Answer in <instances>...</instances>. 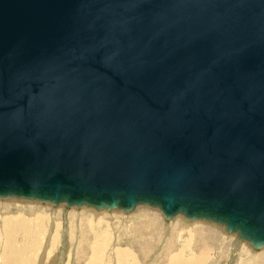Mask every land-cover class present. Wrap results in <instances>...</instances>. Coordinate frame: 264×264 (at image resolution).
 <instances>
[{
    "label": "water",
    "instance_id": "95a60500",
    "mask_svg": "<svg viewBox=\"0 0 264 264\" xmlns=\"http://www.w3.org/2000/svg\"><path fill=\"white\" fill-rule=\"evenodd\" d=\"M0 199L264 248V0H0Z\"/></svg>",
    "mask_w": 264,
    "mask_h": 264
},
{
    "label": "rangeland",
    "instance_id": "374dc122",
    "mask_svg": "<svg viewBox=\"0 0 264 264\" xmlns=\"http://www.w3.org/2000/svg\"><path fill=\"white\" fill-rule=\"evenodd\" d=\"M109 212L0 199V264H253L251 258L256 256H248V251L264 253V249L252 251L248 242L241 244L244 251L234 250L239 240L235 234L221 246L227 231L214 223L203 222L207 226L203 232L194 228L189 243L178 238L185 224L183 216L167 222L161 211L143 206L130 213V218L121 210ZM112 238L116 240L111 243Z\"/></svg>",
    "mask_w": 264,
    "mask_h": 264
},
{
    "label": "bare ground",
    "instance_id": "6f19581e",
    "mask_svg": "<svg viewBox=\"0 0 264 264\" xmlns=\"http://www.w3.org/2000/svg\"><path fill=\"white\" fill-rule=\"evenodd\" d=\"M21 200H25V199H21ZM28 201H36V200H28ZM38 202H40V201H38ZM41 203H46V202H41ZM47 203H49V202H47ZM52 204V203H51ZM138 207H140V206H138ZM137 207V208H138ZM143 207H147V206H143ZM72 208H74V207H72ZM90 208V207H89ZM136 208V209H137ZM150 208H153V207H150ZM79 209H81V208H79ZM95 209V208H94ZM135 209V210H136ZM149 209V208H148ZM153 209H156V208H153ZM134 210V211H135ZM157 210H159V209H157ZM98 211V210H97ZM111 211H113V210H111ZM122 211V210H121ZM134 211H132V212H134ZM160 211V210H159ZM101 214H104V213H102L103 211H99ZM106 212H108V213H110L108 210L106 211ZM124 212V211H123ZM132 212H130V213H132ZM108 213H105V214H107L108 215ZM126 213V212H125ZM130 213H127V218H130ZM134 215V214H133ZM164 215V214H163ZM135 216V215H134ZM179 216H181V215H179ZM110 218H112V217H110ZM126 218V219H127ZM165 218V217H164ZM133 219V218H132ZM174 219V218H173ZM173 219H171L170 221H172ZM129 220V219H128ZM127 220V221H128ZM177 220H178V218H177ZM177 220H175V221H177ZM180 220V219H179ZM110 221H114V218H113V220H111L110 219ZM125 221V220H124ZM169 221V222H170ZM129 222V221H128ZM179 222H181L182 223V221H179ZM111 223V222H110ZM109 223V224H110ZM124 223V222H123ZM126 223V222H125ZM207 223V222H206ZM209 223H211V222H209ZM155 223H153V225H154ZM177 224H178V221H177ZM199 224H201V225H199ZM208 224V223H207ZM206 224V225H207ZM212 224V223H211ZM214 224H216V223H214ZM128 225V224H127ZM172 225V224H171ZM208 225H210V224H208ZM218 225V224H217ZM155 226V225H154ZM215 226V225H214ZM220 226V225H219ZM128 227V226H127ZM146 227H148V226H146ZM170 228V227H169ZM197 229L196 231L197 232H201L200 230H202V232H203V230H205L206 228H207V226H205V224L202 222V223H200L199 221L198 222H186L185 221V224H184V228L182 229L183 231L182 232H180V234L178 235V238L181 240V239H184L186 242H189L190 243V240L192 239V237H193V229ZM168 229V228H167ZM172 228H170V230H171ZM200 229V230H199ZM167 231V230H166ZM195 231V230H194ZM168 232V231H167ZM171 232V231H170ZM169 232V233H170ZM192 233V234H191ZM115 234V233H114ZM196 234H198V233H196ZM111 235V234H110ZM169 235V234H168ZM228 235V236H227ZM230 235H233V234H229L228 232L226 233V236H224V235H222L223 236V238L221 239V246H223L226 242H228V240L230 239L229 238V236ZM104 236V235H103ZM237 236V235H236ZM194 237H195V234H194ZM198 237V236H197ZM234 237V236H233ZM109 238V237H108ZM196 238V237H195ZM195 238H193V239H195ZM235 238V237H234ZM105 239V238H104ZM116 240V238H112V239H110V242H111V240L113 241V240ZM233 239V238H232ZM205 240V239H204ZM234 240V239H233ZM240 240V239H239ZM238 240V242H235L234 244V250H242V251H244L245 249H244V246L243 245H241V244H245V243H247L246 241H243V240H240L239 241ZM127 241H129V240H127ZM209 241V240H208ZM145 242V241H144ZM112 243V242H111ZM110 243V244H111ZM128 243H130V242H128ZM139 243V242H138ZM199 243H201V244H203V246H206L205 245V241H199ZM249 246H250V244L249 243H247ZM112 245V244H111ZM110 245V246H111ZM115 246V248H116V245H114ZM247 247V246H246ZM251 247V246H250ZM112 249H113V246L111 247ZM204 248V247H203ZM208 249V248H207ZM244 249V250H243ZM251 249V248H250ZM253 249L254 250H257V249H255L254 247H252V251H253ZM262 249H264V248H262ZM116 249H113V251H115ZM247 250H249V248H247ZM261 249H259V251H260ZM110 251V250H109ZM111 252H112V250H111ZM256 252V251H255ZM254 252V253H255ZM234 253L238 256V255H240L239 254V252L238 251H234ZM254 253H251V252H249L248 251V256H256V257H250L251 259H252V261H254V263L253 264H264V253H261V254H259V253H257V254H259V255H254ZM113 254H114V252H113ZM204 254V253H203ZM111 256V255H110ZM115 257H116V255H114ZM113 256V258H115ZM243 256V255H242ZM246 256V255H245ZM179 257V256H178ZM108 258H109V256H108ZM260 260V263H257V261H259ZM197 262H199V260L197 261ZM196 262V263H197ZM198 264V263H197Z\"/></svg>",
    "mask_w": 264,
    "mask_h": 264
}]
</instances>
